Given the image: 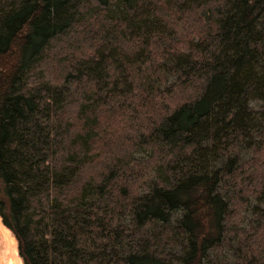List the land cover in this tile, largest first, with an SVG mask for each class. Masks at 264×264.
Here are the masks:
<instances>
[{
    "label": "trees",
    "instance_id": "obj_1",
    "mask_svg": "<svg viewBox=\"0 0 264 264\" xmlns=\"http://www.w3.org/2000/svg\"><path fill=\"white\" fill-rule=\"evenodd\" d=\"M0 219L22 264H264V0H0Z\"/></svg>",
    "mask_w": 264,
    "mask_h": 264
},
{
    "label": "bare ground",
    "instance_id": "obj_2",
    "mask_svg": "<svg viewBox=\"0 0 264 264\" xmlns=\"http://www.w3.org/2000/svg\"><path fill=\"white\" fill-rule=\"evenodd\" d=\"M0 264H22L16 240L6 228L0 227Z\"/></svg>",
    "mask_w": 264,
    "mask_h": 264
},
{
    "label": "rangeland",
    "instance_id": "obj_3",
    "mask_svg": "<svg viewBox=\"0 0 264 264\" xmlns=\"http://www.w3.org/2000/svg\"><path fill=\"white\" fill-rule=\"evenodd\" d=\"M0 227H4V228H6L3 224H2V222H1V219H0ZM7 229V228H6ZM8 230V229H7ZM10 232V231H9ZM11 233V232H10Z\"/></svg>",
    "mask_w": 264,
    "mask_h": 264
}]
</instances>
